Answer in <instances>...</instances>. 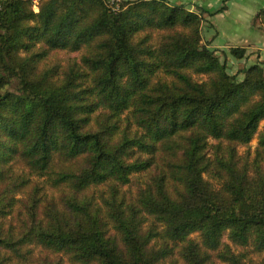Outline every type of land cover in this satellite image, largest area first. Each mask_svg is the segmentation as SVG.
I'll return each mask as SVG.
<instances>
[{"label": "trees", "instance_id": "16d2710c", "mask_svg": "<svg viewBox=\"0 0 264 264\" xmlns=\"http://www.w3.org/2000/svg\"><path fill=\"white\" fill-rule=\"evenodd\" d=\"M0 2V264H264L262 66L166 0Z\"/></svg>", "mask_w": 264, "mask_h": 264}, {"label": "rangeland", "instance_id": "374dc122", "mask_svg": "<svg viewBox=\"0 0 264 264\" xmlns=\"http://www.w3.org/2000/svg\"><path fill=\"white\" fill-rule=\"evenodd\" d=\"M133 1L134 0H131L129 3H132ZM207 1H213V0H207ZM238 1H242V0H235V3L231 7L230 13L227 16L219 15L218 10L221 7L225 6V4H228L229 0L228 1L220 0V3L214 4V8L210 7L211 9L209 11L208 17L206 16V14L204 15V11L199 7L195 6L194 8H189L187 5H184V7L187 10L195 12L199 15V18H200L199 29H200V36H201V41H200L201 44L205 45L208 49L213 50L215 55L219 57L220 61L225 62L226 70L229 74H236L237 80H242L244 77V73L241 71L242 68L247 69L250 66L255 65V64H258L259 66H262L264 68V44H263V42H264V25L262 24V22L259 19H255L253 21V26L255 28H257L258 30H255L251 27H248V29H246V27L242 26L241 24H236V25L232 24L234 27L230 26L229 23L231 22L232 18L240 10V6L238 5L240 3H236ZM254 1H260L258 3L262 2L261 0H254ZM129 3H127L126 6ZM205 3L206 2H204V4H200V5L204 6ZM169 4H171V3H169ZM175 5H177V4H175ZM180 5H182V4H180ZM215 14H218V15L214 17V22H213L212 16H214ZM216 28L219 29L221 33L223 32L226 41H229L232 45H235V47L241 46L243 44V42H241V41L246 40L245 43L251 42V44H253V46H256V48H251L252 47L251 45L246 46L248 48V49H246L247 57L242 59V60H238L233 56L230 57L229 47H227V46H232V45H230V44L226 45V43H225V47L220 48L222 46H217V45L212 44L213 43L212 38L216 37V35H217ZM221 42H223V41H221ZM239 42H241V43H239ZM235 43H238V44H235ZM223 44H224V42H223ZM248 50H250L249 53H247ZM76 56H77V54L68 53L67 51L60 52L57 54V57L61 58L63 61L67 60L68 58L76 57ZM206 77L207 76L205 75V76H201L200 78H202L201 80H205ZM263 127H264V119H262L259 122L257 132L255 133V135L251 139L250 143L247 146H239V148H238V154L239 155H241V154L253 155L254 150L258 144L259 132L263 129ZM140 178L142 179L143 176L140 175L138 179H133L130 184L121 187L123 190H127L128 196L136 195L137 190L141 184L139 182ZM99 190H106V187L101 186V187L96 188L94 190L96 195L100 192ZM106 194H107V192H106ZM191 238L199 240V233L191 234ZM225 241L228 242L230 245H232L229 240L225 239ZM176 247L177 248H175L172 251L171 258L169 257V259L167 260V262H168L167 264H173V262H175L176 264L182 263V257L180 254L181 243H178V245ZM36 254H37L36 258L42 256L37 251H36ZM249 258L250 259H247L246 264H258V258L257 257L249 256ZM47 259L51 260V263H53V264H71L69 258L65 255H62V254H52V255H49L47 257ZM170 261H172V262H170ZM57 262H59V263H57ZM216 264H225V263L216 261Z\"/></svg>", "mask_w": 264, "mask_h": 264}, {"label": "crops", "instance_id": "0c3cea01", "mask_svg": "<svg viewBox=\"0 0 264 264\" xmlns=\"http://www.w3.org/2000/svg\"><path fill=\"white\" fill-rule=\"evenodd\" d=\"M166 1H168L171 4L187 5L189 8H194L195 6L199 7L204 11V15L206 14L207 17L209 16L210 9L214 8V4L220 3V0H213V1H207V0H166ZM226 1H228V0H226ZM261 1H262L261 3H258L260 1H254V0H242V1L236 2V3H240V4H238L240 6V10L232 18L231 22L229 23L230 26H233L234 24L235 25L241 24L242 26H245L246 29H248V27H251L255 30H258L257 28H255L253 26V18H254L255 13L260 8L264 7V0H261ZM204 2H206L205 5L201 6L200 4H204ZM234 3H235V0H229L228 4H225L226 8L223 11L219 12L218 14L222 15V16L229 15L230 9ZM218 14H215L214 16H212L213 22H214V17L217 16ZM216 30H217V35H216V37L212 38L213 39L212 44L217 45V46H222L220 48H224L225 43H226V45H229V44L232 45L229 41H226L223 32L221 33L220 30L217 28H216ZM221 41H223L224 44ZM241 42H243V44L241 46H238V47H243L245 49H248L246 46L251 45L252 46L251 48H256V46H253V44H251V42L245 43L246 40L241 41ZM241 42H239V43H241ZM235 44H238V43H235ZM263 44H264V42H263ZM227 47H229V48L235 47V45L227 46ZM249 52H250V50H248L247 53H249ZM230 57H232V56L230 55Z\"/></svg>", "mask_w": 264, "mask_h": 264}, {"label": "built area", "instance_id": "2783aa9c", "mask_svg": "<svg viewBox=\"0 0 264 264\" xmlns=\"http://www.w3.org/2000/svg\"><path fill=\"white\" fill-rule=\"evenodd\" d=\"M1 1V0H0ZM41 0H31V9L37 13L39 10V4ZM131 0H104L107 6L114 12H119L126 7V4ZM1 3V2H0ZM1 8V4H0Z\"/></svg>", "mask_w": 264, "mask_h": 264}]
</instances>
